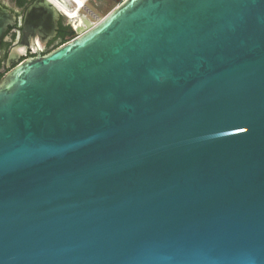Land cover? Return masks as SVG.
I'll return each mask as SVG.
<instances>
[{"label": "water", "instance_id": "1", "mask_svg": "<svg viewBox=\"0 0 264 264\" xmlns=\"http://www.w3.org/2000/svg\"><path fill=\"white\" fill-rule=\"evenodd\" d=\"M117 2L0 80V264H264V0Z\"/></svg>", "mask_w": 264, "mask_h": 264}, {"label": "flooded vegetation", "instance_id": "2", "mask_svg": "<svg viewBox=\"0 0 264 264\" xmlns=\"http://www.w3.org/2000/svg\"><path fill=\"white\" fill-rule=\"evenodd\" d=\"M92 1L80 10L79 18L95 25L98 16L88 7ZM39 3L0 0V80L17 63L45 57L77 36L74 23L60 11L35 8L31 12ZM7 17L12 18L9 23Z\"/></svg>", "mask_w": 264, "mask_h": 264}, {"label": "bare ground", "instance_id": "3", "mask_svg": "<svg viewBox=\"0 0 264 264\" xmlns=\"http://www.w3.org/2000/svg\"><path fill=\"white\" fill-rule=\"evenodd\" d=\"M51 4L74 23L75 29L82 26L79 12L90 0H48ZM73 6V10L70 9ZM76 29V30H77Z\"/></svg>", "mask_w": 264, "mask_h": 264}, {"label": "rangeland", "instance_id": "4", "mask_svg": "<svg viewBox=\"0 0 264 264\" xmlns=\"http://www.w3.org/2000/svg\"><path fill=\"white\" fill-rule=\"evenodd\" d=\"M117 1L118 0H93L88 7L92 13L98 16L97 21H100L118 6Z\"/></svg>", "mask_w": 264, "mask_h": 264}]
</instances>
